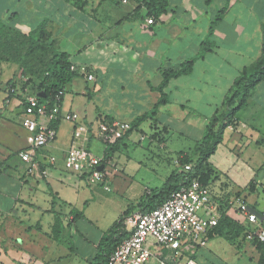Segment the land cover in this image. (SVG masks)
<instances>
[{"label":"crops","instance_id":"0c3cea01","mask_svg":"<svg viewBox=\"0 0 264 264\" xmlns=\"http://www.w3.org/2000/svg\"><path fill=\"white\" fill-rule=\"evenodd\" d=\"M144 1L0 0V22L23 34L47 24L78 74L65 87L62 117L40 118L47 127L58 122V134L29 164L20 158L29 147L30 133L23 126L27 108L18 93H9L20 66L0 60V264H90L114 223L167 182L179 168L181 153L195 150L236 79L260 58L264 0H231L215 28L213 51L196 61L190 75L172 79L164 90L169 103L119 143L111 158L116 170L111 192L89 186L65 168L76 125L64 117L79 115L89 131V149L104 160L108 149L99 137L100 125L133 124L152 112L162 97L158 88L164 73L201 53L211 23L228 3L169 0V11L153 18ZM50 156L56 164L47 161ZM209 163L217 191L242 194L264 211L257 208L264 192V81L226 129ZM235 252L208 248L194 264L233 259L234 264H260V256L239 259Z\"/></svg>","mask_w":264,"mask_h":264},{"label":"built area","instance_id":"2783aa9c","mask_svg":"<svg viewBox=\"0 0 264 264\" xmlns=\"http://www.w3.org/2000/svg\"><path fill=\"white\" fill-rule=\"evenodd\" d=\"M88 79L93 80L94 76ZM62 97L64 93L60 92L53 104L42 103L37 95L26 99L23 126L30 137L28 149L20 153L24 163H36L40 152L56 140V128L44 126L40 118L58 121L62 117ZM64 119L76 125L65 158L66 170L83 178L89 186L102 185L111 192L116 171L111 159L99 160L89 149V131L78 114H68ZM131 130L129 122H103L99 137L108 149ZM47 161L54 165L57 158L50 156ZM101 166L103 170L99 169ZM191 169L192 165H187L183 170ZM224 215L244 228L242 242L264 243V211L252 207L243 195L217 191L213 185L205 186L194 178L157 209L145 214L135 212L127 218L125 230L129 237L116 248L109 264H179L183 258L194 264L193 257L208 248L212 236L216 237L215 229Z\"/></svg>","mask_w":264,"mask_h":264},{"label":"trees","instance_id":"16d2710c","mask_svg":"<svg viewBox=\"0 0 264 264\" xmlns=\"http://www.w3.org/2000/svg\"><path fill=\"white\" fill-rule=\"evenodd\" d=\"M74 3H80L81 0H66ZM214 0H206V4L210 6ZM231 0H228L227 5L218 11L215 19L211 23L210 31L204 42L202 43L201 53L183 63L178 70H171L164 73V81L162 85L158 88L161 92L162 97L158 104L154 107L152 112L145 114L138 118L132 124V130L119 142L110 146L108 148V154L105 159H111L114 152L117 150L119 143L129 136L130 133L134 131L138 126L146 122L148 119H152L157 115V110L160 105H165L169 103V99L165 94L164 90L168 83L175 78L190 75L193 71V66L199 59L205 57V55L216 47L213 42L214 31L216 26L222 21L223 17L229 10ZM143 6L147 10L148 16L157 18L163 14H166L169 7V0H148L144 1ZM10 29L16 34H21L20 32L12 29L8 24L0 22V37L7 34ZM23 34V33H22ZM26 38L30 41V53L35 52V48L41 44L55 46L56 49L52 51L51 56L46 63L45 76L42 78L39 86V92L37 96L42 103L51 102L60 92H65V87L67 84L71 83L76 77H78L77 72L72 70V64L70 62L71 56L67 53L61 52L57 47V42L52 39L51 33L47 30V24L40 25L35 31L24 34ZM0 60L17 63L22 70V66L18 61H12L9 59H4L0 54ZM21 71L20 77H16L9 82V93L10 97L17 93L18 86L20 84H25V75ZM30 79L28 80V82ZM264 81V43L262 47L261 57L249 67L244 68L240 76L234 82L232 89L226 97L224 105L220 108L215 115L210 119L207 126L206 132L202 140L198 143L195 150L191 154H180L178 157L179 168L176 170L167 182L161 187L150 191L145 194L142 200L136 205L130 207L122 217L114 223L107 234L104 235L99 250L90 264H109L112 254L115 252L116 248L125 239L129 237V233L126 232L125 222L135 212H141L143 214L149 213L158 207L162 206L171 196L177 192L183 185L188 183L190 180L197 178L205 186H211L216 182L214 177V171L210 166V159L216 153L219 145L223 142L224 133L226 129L234 125L236 115L244 110L248 101L253 97L257 87ZM19 96V95H18ZM63 101V97L61 103ZM24 105L26 106V100L23 98ZM58 122L55 123L57 127ZM54 127V128H55ZM187 165H192V169L188 172L184 171V167ZM252 189L249 188V190ZM242 195V194H237ZM84 213H79L78 216L83 217ZM244 233V228L239 224L223 216L220 220L219 225L215 229L216 237H223L227 239L228 242L242 243V236ZM215 238L212 236L211 240ZM236 240V241H235ZM235 241V242H233ZM239 246V245H238ZM252 246L256 249L260 256V264H264V243H252ZM198 259V255L193 257Z\"/></svg>","mask_w":264,"mask_h":264},{"label":"rangeland","instance_id":"374dc122","mask_svg":"<svg viewBox=\"0 0 264 264\" xmlns=\"http://www.w3.org/2000/svg\"><path fill=\"white\" fill-rule=\"evenodd\" d=\"M263 43H264V31H263L262 47H263ZM30 45H31L30 41L26 38L24 34L22 33L16 34L11 29L7 34L0 37V54L3 56L4 59L18 61L22 66L21 71L24 72L23 75L26 76L24 79L26 83L20 84L17 89L18 95L21 98H24L25 100L28 99L29 97L37 95V92H39L40 82L42 78L45 76L46 63L49 59V56H51L52 51L56 49L55 46L50 47L51 45H46L43 43L37 48H35V52L30 53L31 50ZM262 47H261V55H262ZM29 79L30 81L28 82ZM147 143L148 141L144 142V147L147 146ZM97 187L104 188L102 185H97ZM112 187H113V183L111 181V189ZM259 196L260 198L259 201L257 202V208L259 210H263L264 192H260ZM115 214H117V212H115ZM208 248L209 249L215 248V251H219L221 249H223V251L229 249L235 250L236 256H240L239 259L247 258L253 261L259 256L258 252L252 245H249L244 242L239 243V241L235 242V244L231 242L228 243L227 239L223 237H216L213 241H210ZM200 255L201 252L198 253V257ZM222 259L229 261L231 258L228 256H224V258ZM234 262L235 259L230 260L228 264H234ZM207 264H215V262L210 261V263L208 262Z\"/></svg>","mask_w":264,"mask_h":264},{"label":"water","instance_id":"95a60500","mask_svg":"<svg viewBox=\"0 0 264 264\" xmlns=\"http://www.w3.org/2000/svg\"><path fill=\"white\" fill-rule=\"evenodd\" d=\"M103 168H104V166H101L99 169H100V170H103Z\"/></svg>","mask_w":264,"mask_h":264}]
</instances>
